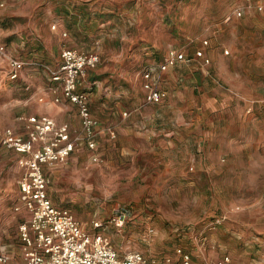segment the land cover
<instances>
[{
    "label": "rangeland",
    "instance_id": "rangeland-1",
    "mask_svg": "<svg viewBox=\"0 0 264 264\" xmlns=\"http://www.w3.org/2000/svg\"><path fill=\"white\" fill-rule=\"evenodd\" d=\"M241 1L0 0V43L8 55L53 67L64 47L99 56L79 87L90 93L95 117L100 107L121 108L109 122L115 139L102 131L96 150L76 144L45 174L51 201L69 208L84 230L100 233L120 255L139 251L160 264H181L180 247L195 264L225 255L240 264H264V35L255 34L234 51L228 47L232 35L225 19ZM204 40L197 49L209 62L196 58L167 70L161 78L172 104L148 106L252 107L256 133L249 143L231 147L239 158L219 160L228 171L217 174L204 159L196 172L192 166L178 178L147 150L131 151L133 108L144 103L140 74L147 63H159L169 49L190 56L191 45ZM8 70V59L0 54V137L6 128L23 133L25 118L42 113L68 123L72 136L79 133L78 115L54 101L43 68L26 64L17 79ZM218 117L232 121V135L239 132L234 113L211 112L204 121ZM20 174L18 154L0 142V247L10 256L0 264H24L18 236L22 214L14 210ZM120 212L125 218L117 225L111 218ZM96 221L101 226L95 227Z\"/></svg>",
    "mask_w": 264,
    "mask_h": 264
},
{
    "label": "built area",
    "instance_id": "built-area-1",
    "mask_svg": "<svg viewBox=\"0 0 264 264\" xmlns=\"http://www.w3.org/2000/svg\"><path fill=\"white\" fill-rule=\"evenodd\" d=\"M254 6L258 11H264V2ZM235 14L240 16L241 9H236ZM203 43L206 44V41ZM0 54L8 59V75L11 79H17L26 64L43 68L48 74L54 101L64 100L74 105L80 121L79 133L72 136L68 123H59L43 113L31 114L25 118L23 133L6 128L0 137L3 146L18 154L21 174L18 180V201L14 210L22 214L18 236L24 264H160L159 261L145 258L139 251H128L120 255L110 244L105 243L100 233L84 230L72 211L67 207L55 205L48 194L49 181L43 170L44 165L66 160L79 143H84L92 151L96 150V138L102 131L108 133L110 138L116 136L111 126L101 127L91 111L89 92L79 87L80 77L87 69L97 65L98 54L64 47L60 53V61L55 67L10 56L5 45L1 43ZM194 58H201L203 64L209 62L202 49H196L192 56L170 49L157 64V69L165 71L177 63L190 62ZM153 70L151 65H146L141 71L145 104L159 103L166 96V92L157 87L158 77L154 75ZM97 158L94 154L93 159ZM124 218L125 213L120 212L113 216L111 221L121 225ZM94 226L99 227L101 223L96 221ZM176 254L181 264H195L188 251L178 247ZM8 259V254L1 251L0 263ZM205 264L240 263L225 255Z\"/></svg>",
    "mask_w": 264,
    "mask_h": 264
},
{
    "label": "crops",
    "instance_id": "crops-1",
    "mask_svg": "<svg viewBox=\"0 0 264 264\" xmlns=\"http://www.w3.org/2000/svg\"><path fill=\"white\" fill-rule=\"evenodd\" d=\"M259 2H264V0H250L249 2L247 0H242L240 5H238V7L235 8L225 19V22H229L228 28L232 35L227 45L233 49V51L238 47H245L247 41L254 37L255 34L264 35V11H258L254 6ZM250 7L255 9L256 14L251 12ZM236 9H241L242 14L240 16L235 14ZM203 44L204 43L202 42V45H191L193 51L190 53V56L193 55L197 48L203 47ZM169 50H167V52ZM147 51H149L148 48ZM155 52L153 53L154 56L151 57L156 58L157 55L155 56ZM195 59L196 58L192 59L190 62H194ZM157 64L158 63L156 62H151L146 65H151V67H153L154 75L158 77L156 81L157 87L160 90L165 91L166 96L159 103H141L133 108L134 116L131 120V131L133 135L132 142L135 146L131 151L139 154L140 152L147 150L148 154L159 157L160 162L161 164H164L165 169L178 178L186 177L188 169L192 166H194L196 172L202 167V161L204 159L211 161L209 168L217 174L224 169L228 171L230 169L229 165H226L225 167L223 165L221 166L219 160L226 159L227 161H230L233 156L239 158L240 155L235 156L231 154V147H235L237 143H249L251 137H255L256 130L254 129L256 126L255 123L250 120L254 114L252 113V107H244L242 109L235 107V110L234 107H170L169 105L168 107H150L148 105H159L163 102L172 104L170 99L173 94L167 90L168 88L165 85L166 82L161 78V75L167 70L168 73H170L172 67L187 63H177L175 66L169 67L165 71H159L157 69ZM140 77L142 79L141 89L144 93V101L145 91L142 87L143 78L141 74ZM52 95L54 96L53 92ZM92 103L93 99L90 97V105H92ZM61 104L63 105L62 107L74 109L76 115H78L75 106L71 103L63 100ZM100 108H102V110L100 109V113L96 111V117L99 118L98 121L105 122V126H112L109 122H113L114 119H116V113H118L121 108L116 107L115 111H111L113 110L111 107ZM216 111L220 114L228 112L236 115V122L238 124V128L236 129L239 130L236 135H232L233 133L230 131L232 121L227 119L228 115L226 118L218 117L217 121L214 123L204 121V117H207L209 113ZM186 112H194V118H189ZM184 117L187 118L185 119ZM146 126L147 128H145ZM100 134L109 136L106 132ZM119 136L121 140L122 135ZM208 146L211 149L210 152L206 151ZM62 162L63 161L52 165H44V173L47 169L61 164ZM206 167L208 168V166ZM1 251H5L9 256L8 250H6L5 246L0 247V252ZM19 251L23 260L20 250V242Z\"/></svg>",
    "mask_w": 264,
    "mask_h": 264
}]
</instances>
